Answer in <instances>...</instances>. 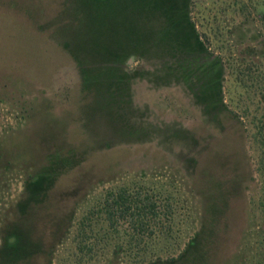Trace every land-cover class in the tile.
Masks as SVG:
<instances>
[{
    "label": "rangeland",
    "instance_id": "374dc122",
    "mask_svg": "<svg viewBox=\"0 0 264 264\" xmlns=\"http://www.w3.org/2000/svg\"><path fill=\"white\" fill-rule=\"evenodd\" d=\"M189 5L223 67L224 103L252 135L264 118V0H0V229L18 218L28 175L47 174L54 183L27 218L19 214L24 225L45 250L54 246L52 264H108L110 249L79 252L81 223L117 187L142 182L163 189L161 199L173 197L174 249L193 235L202 199L223 195L227 210L209 264L236 255L260 203L261 156L224 107L206 109L183 80L165 83L173 74L164 63L178 37L190 39ZM130 52L145 63L132 57L127 70L144 66L156 81L135 79L132 103L107 100L109 114L105 97L85 92L84 81L95 93L121 96ZM17 264L50 261L38 254Z\"/></svg>",
    "mask_w": 264,
    "mask_h": 264
},
{
    "label": "trees",
    "instance_id": "16d2710c",
    "mask_svg": "<svg viewBox=\"0 0 264 264\" xmlns=\"http://www.w3.org/2000/svg\"><path fill=\"white\" fill-rule=\"evenodd\" d=\"M190 14L189 5L186 29L189 30L190 39L186 37L187 33L178 37L176 43L178 48L173 50V54L171 52L169 59L164 63L168 71L173 74L165 83L168 84L170 79L183 80L196 100L204 102L206 109L212 106L217 108L220 104L221 108L224 107L222 114H226L227 120L234 118L248 134L249 131L242 118L229 111L224 103L221 83L223 67L218 60L213 59ZM132 57L145 63V57L137 52L127 53L125 57L123 55L124 69L120 78L124 86V94L116 96L111 92L106 96L102 90L101 93H95L97 86L84 81L87 83L83 85L85 92L90 91L92 96L98 98L105 97L107 110L109 106L107 100H110L111 105L112 99L115 103L116 100H120L119 104L122 103L121 100H124V104L132 103L131 92L135 79L147 78L156 81L155 78L150 77L152 71L145 69L144 66L137 68L133 73L129 72L127 67ZM194 77L196 81L192 80ZM103 90L106 92L105 88ZM108 112L110 114L112 111L108 110ZM249 137L256 144L261 156L260 172L263 177L261 199L255 211L249 213L247 228L242 234L236 255L225 264H264V118L260 119L257 131L252 135L248 134L247 138ZM189 162L192 166L188 171L193 177L197 160L193 159ZM53 183L54 181L47 174L28 175L25 184L27 199L18 202L15 206L19 209V214L27 218L25 216L29 207L40 203L43 197L47 196L46 193ZM155 190L141 182L136 186L117 187L102 198L98 208L88 211L85 220L81 223L79 252L92 254L98 248L110 249L112 256L108 264H114V261L121 256H124V259L133 257L134 262L131 264H209L213 245L215 247L218 223L227 210L224 209L226 203L223 195H206L202 199L204 214L201 212L200 218L193 221V235L183 245L184 247L177 248L180 251L174 255L177 250L174 249L175 241L178 240L175 226L179 225L177 208L171 195L161 199L165 196V192L163 189L160 192ZM19 214L18 218L8 220L0 229L1 260L4 259V262L9 260L10 263L17 264L38 254H44L52 264L54 246L45 250L43 240L38 242L33 237Z\"/></svg>",
    "mask_w": 264,
    "mask_h": 264
},
{
    "label": "water",
    "instance_id": "95a60500",
    "mask_svg": "<svg viewBox=\"0 0 264 264\" xmlns=\"http://www.w3.org/2000/svg\"><path fill=\"white\" fill-rule=\"evenodd\" d=\"M133 61V59H130V62H132Z\"/></svg>",
    "mask_w": 264,
    "mask_h": 264
}]
</instances>
